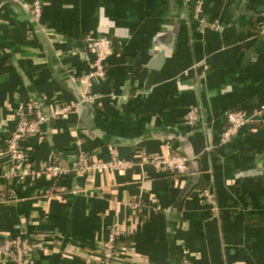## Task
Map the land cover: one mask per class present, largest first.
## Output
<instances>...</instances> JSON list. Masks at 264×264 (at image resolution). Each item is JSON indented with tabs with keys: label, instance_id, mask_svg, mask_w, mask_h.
<instances>
[{
	"label": "crops",
	"instance_id": "1",
	"mask_svg": "<svg viewBox=\"0 0 264 264\" xmlns=\"http://www.w3.org/2000/svg\"><path fill=\"white\" fill-rule=\"evenodd\" d=\"M263 18V0H204L198 12L196 0H45L38 24L22 0H0V235L35 245L33 264H97L115 223V264H181L183 253L193 264H264ZM100 33L114 52L97 101L23 142L38 170L57 162L70 171L53 191L43 172L6 177L16 107L36 101L48 114L53 98L79 101L93 58L86 40ZM191 106L196 126L184 118ZM231 110L257 120L220 144ZM80 151L133 166L91 177L74 170ZM167 151L192 157L191 172L139 164ZM207 186L215 211L201 196ZM137 198L141 210L129 206Z\"/></svg>",
	"mask_w": 264,
	"mask_h": 264
},
{
	"label": "built area",
	"instance_id": "2",
	"mask_svg": "<svg viewBox=\"0 0 264 264\" xmlns=\"http://www.w3.org/2000/svg\"><path fill=\"white\" fill-rule=\"evenodd\" d=\"M22 1L29 9L33 20L41 24L45 0ZM203 1L204 0H196L197 12ZM258 28L259 33L264 35V18ZM86 47L87 51L93 55V58L89 60L90 70L80 75L78 78L82 86L79 101L61 103L53 98L48 102V114L43 111L41 105L36 101L20 103L16 107L14 111L16 118L15 127L5 139V151L11 163V169L6 173V177L23 182L28 176H37L43 172L50 176L52 180L50 191H53L56 189L55 186L60 180L70 171L57 162L48 164L44 166V168L38 170L35 164L29 159L27 148L23 145V142L30 137L40 135L44 132L43 128L50 119L67 118L76 110L79 104H94L97 101L98 97L93 93V88L97 80L104 76L106 61L113 54L114 47L111 37L104 33L90 35L86 40ZM258 112L264 114V104L261 105ZM184 118L189 125L196 126L200 120L196 107L191 106ZM255 120H257V118H255L254 115L245 111H229L226 115V125L220 136V144L228 143L240 130L252 125ZM258 121L264 124V115ZM207 149H210V147ZM192 161V157L167 151L166 154L162 156L143 154L139 164L151 165L160 173L178 176L185 175L190 171ZM132 166L133 164L129 160L119 159L117 157H112L108 161L95 160L87 152L80 151L77 154V163L74 170L94 177L96 174L105 171L123 172ZM201 196L210 209L215 211V195L211 188L208 186L203 188ZM148 203L153 209H158L157 200L155 198H152ZM129 206L135 210L144 208L139 198L129 202ZM121 236L122 232L118 224H113L107 239H105L101 245L97 264H115L121 244L119 242ZM34 246L35 245L31 244L27 238L0 235V260H10L13 264H33L32 252ZM36 246L41 247L42 242H38ZM181 264H193L186 253H183Z\"/></svg>",
	"mask_w": 264,
	"mask_h": 264
},
{
	"label": "water",
	"instance_id": "3",
	"mask_svg": "<svg viewBox=\"0 0 264 264\" xmlns=\"http://www.w3.org/2000/svg\"><path fill=\"white\" fill-rule=\"evenodd\" d=\"M163 62V58L162 57H159L158 59L156 60H153L150 64L152 70H151V75H153L154 71H155V68L156 67H159L160 64Z\"/></svg>",
	"mask_w": 264,
	"mask_h": 264
},
{
	"label": "trees",
	"instance_id": "4",
	"mask_svg": "<svg viewBox=\"0 0 264 264\" xmlns=\"http://www.w3.org/2000/svg\"><path fill=\"white\" fill-rule=\"evenodd\" d=\"M191 165H192V162H191ZM190 167H191V166H190ZM191 168H192V167H191ZM190 172H191V169H190V171H189L188 173H190ZM188 173H187V174H188Z\"/></svg>",
	"mask_w": 264,
	"mask_h": 264
}]
</instances>
